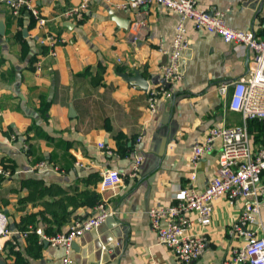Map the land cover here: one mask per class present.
<instances>
[{
	"label": "crops",
	"instance_id": "obj_1",
	"mask_svg": "<svg viewBox=\"0 0 264 264\" xmlns=\"http://www.w3.org/2000/svg\"><path fill=\"white\" fill-rule=\"evenodd\" d=\"M120 1L89 0L86 10L68 16L82 0H33L45 19L40 26L27 11L14 16L0 0V166L8 171L0 173V211L13 231L2 241L0 264H61L63 248L21 231L32 225L47 235L66 231L98 200L111 214L74 240L67 264H223L237 243L227 229L240 205L217 199L204 252L180 263L158 242L148 208L173 203L178 188L200 190L216 174L219 141L195 167L191 144L213 125L242 123L218 87L247 71L250 52L185 20L182 78L164 84L170 97L150 111L146 88L129 76L141 75L149 88L164 82L179 16L150 5L146 27L133 37L128 27L135 11L114 8ZM197 6L225 10L230 27L264 32V0H198ZM46 35L55 40V54L48 53ZM101 141L115 155L105 154ZM41 159L58 170L33 168ZM107 167L124 178L103 189L98 182Z\"/></svg>",
	"mask_w": 264,
	"mask_h": 264
},
{
	"label": "built area",
	"instance_id": "obj_2",
	"mask_svg": "<svg viewBox=\"0 0 264 264\" xmlns=\"http://www.w3.org/2000/svg\"><path fill=\"white\" fill-rule=\"evenodd\" d=\"M11 13L18 16L27 11L37 25L43 26L41 16L33 0H4ZM89 0L74 6L65 14L73 16L86 10ZM198 0H121L114 8L133 9L135 19L129 22V31L136 37L139 30L146 27L145 15L150 5H160L177 13L179 20L172 45L168 51V60L162 66L164 82L155 88L145 89L147 107L155 109L156 102L170 97L164 84H171L182 78L179 61L183 49L187 46L184 21L190 20L197 29H205L219 34L236 49L250 52L247 71L235 80L220 85L218 92L228 100L229 109L239 112L242 123L213 125L206 133L191 144L189 163L195 167L213 150L214 141L220 143L216 174L200 190L188 186L176 189L174 202L169 205L156 203L148 208L151 228L155 231L159 243L167 246L180 263H189L198 259L206 248L208 228L212 222L214 202L224 198L230 204L240 205L238 215L229 224L227 236L237 243L231 249L223 264H264V143H255L254 134L249 130V122L257 120L264 125V32L256 33L252 29L241 30L230 27L225 22V10H206L197 6ZM48 53L55 54V40L46 35ZM40 58L35 66L41 69ZM231 87V90L229 91ZM11 139L14 135L10 136ZM98 147L107 155H115L103 141ZM22 150L28 154L27 144ZM30 158V156H28ZM141 157L136 155L132 163V174L139 169ZM77 165H82L76 161ZM35 169L58 170V166L45 160L34 163ZM0 166V173H7ZM195 178L194 171L189 175ZM123 173L114 168H105L100 172L98 185L108 188L123 181ZM111 213L104 200H98L94 211L83 218L76 219L66 231L45 234L40 227L30 226L21 231L22 235L34 232L52 246L61 247L64 256L61 264L70 261L73 241L84 232L99 226ZM10 230L7 215L0 211V251L3 239L9 238ZM15 243V241H12Z\"/></svg>",
	"mask_w": 264,
	"mask_h": 264
},
{
	"label": "trees",
	"instance_id": "obj_3",
	"mask_svg": "<svg viewBox=\"0 0 264 264\" xmlns=\"http://www.w3.org/2000/svg\"><path fill=\"white\" fill-rule=\"evenodd\" d=\"M249 130L254 134L255 143L262 145L264 143V125L257 120H251Z\"/></svg>",
	"mask_w": 264,
	"mask_h": 264
},
{
	"label": "water",
	"instance_id": "obj_4",
	"mask_svg": "<svg viewBox=\"0 0 264 264\" xmlns=\"http://www.w3.org/2000/svg\"><path fill=\"white\" fill-rule=\"evenodd\" d=\"M130 80H133L135 83L140 84L143 88H146L147 83L146 80L141 75H131L129 76ZM75 245V242L73 241L72 247Z\"/></svg>",
	"mask_w": 264,
	"mask_h": 264
},
{
	"label": "rangeland",
	"instance_id": "obj_5",
	"mask_svg": "<svg viewBox=\"0 0 264 264\" xmlns=\"http://www.w3.org/2000/svg\"><path fill=\"white\" fill-rule=\"evenodd\" d=\"M36 170H47V169H36Z\"/></svg>",
	"mask_w": 264,
	"mask_h": 264
}]
</instances>
